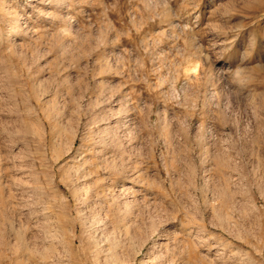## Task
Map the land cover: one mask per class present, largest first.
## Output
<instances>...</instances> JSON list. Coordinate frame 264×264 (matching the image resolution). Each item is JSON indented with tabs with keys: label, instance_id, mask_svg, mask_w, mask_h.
Listing matches in <instances>:
<instances>
[{
	"label": "rangeland",
	"instance_id": "rangeland-1",
	"mask_svg": "<svg viewBox=\"0 0 264 264\" xmlns=\"http://www.w3.org/2000/svg\"><path fill=\"white\" fill-rule=\"evenodd\" d=\"M50 209L52 264H263L264 0H0V264Z\"/></svg>",
	"mask_w": 264,
	"mask_h": 264
},
{
	"label": "bare ground",
	"instance_id": "bare-ground-1",
	"mask_svg": "<svg viewBox=\"0 0 264 264\" xmlns=\"http://www.w3.org/2000/svg\"><path fill=\"white\" fill-rule=\"evenodd\" d=\"M119 119H118V117H117V121H118ZM100 120H96L95 122H99ZM132 121V120H131ZM129 122V127H130V129H132V126H133V122ZM94 122V123H95ZM112 129V128H111ZM92 132L94 133V135L95 134H99V133H101L99 136H97V137H95L96 139H99L100 138V140L98 141V142H100V141H102L103 140V138L105 137V134H107V133H111L110 131H108V130H105L104 128H101L99 125L95 128V129H92ZM130 132H131V130H130ZM91 134V133H90ZM115 134V133H114ZM114 134H112L111 133V138L113 139L115 136H114ZM132 134V133H131ZM92 135V134H91ZM91 135H89V137L91 136ZM115 139H116V137H115ZM96 142V141H95ZM96 148H97V152L99 153V152H101L102 153V155L104 156V158H105V155L106 154H108V153H106V152H104L105 150H104V148H101V149H99V147H97V146H95ZM98 157H99V159H100V161L103 163V165H105V164H107L108 162V159H104V158H102V156L101 155H98ZM109 159H110V157H109ZM92 164H94V163H92ZM95 165H97V164H95ZM99 166H97V168L94 166V167H90L89 169H85L84 171H83V175L84 176H87V177H89L90 178V180H92L93 179V177H95L96 175H99L100 174V171H99V168H98ZM109 167V165H106L105 166V169H107ZM94 182V181H93ZM109 183L111 184L112 182H110L109 181ZM99 186H101V185H99V182L98 181H96V183H95V187H99ZM91 190V185L88 187V191H90ZM93 190V189H92ZM215 191V190H214ZM96 192H97V196L99 197V193L100 192H102V190H96ZM125 205H128V203H126ZM124 207V206H123ZM48 208H50V207H47V209ZM125 208V221L123 222V223H125L126 221H127V219H128V216L130 215V213L132 212V208H131V206H126V207H124ZM52 209H53V207H52ZM52 209H50L49 210V212L48 213H50V215L49 216H46L47 217V219H45V221L44 222H46L45 224H44V226H43V231H44V233H43V236H45V238H44V240L46 241V240H50V243L47 245V246H45V250H43V251H40V255H41V257H39L40 259H41V263L39 262V261H36V264H52V263H50L48 260L51 258V257H53L54 255L53 254H55L56 253V247L58 246H56V242L57 241H64V237H63V233L61 232V230H60V227H59V224H58V222L56 221L57 220V216H55V210L53 211ZM109 209H110V207H109ZM47 213V214H48ZM46 214V215H47ZM99 214L101 215V212H99ZM45 217V218H46ZM100 217H104V218H106V216H100ZM131 219V218H130ZM73 221H74V219H73ZM89 221H91V220H89ZM242 221V220H241ZM240 221V222H241ZM74 222H76V221H74ZM128 223V222H127ZM232 223V222H231ZM252 223V222H251ZM104 225H106V224H104ZM239 225V224H238ZM237 225V226H238ZM126 226V225H125ZM128 226V225H127ZM126 226V227H127ZM244 226H246V225H244ZM118 227V226H117ZM117 227H115V224H114V227H112L114 230L115 229H117ZM126 227H124V228H126ZM238 227H240V226H238ZM238 227H237V229H238ZM111 228V229H112ZM123 228V229H124ZM128 228V227H127ZM126 228V229H127ZM229 228V227H228ZM245 228V227H244ZM118 229H119V231L120 232H123V229H121L120 227H118ZM125 230V229H124ZM128 230V229H127ZM240 230V229H239ZM241 230H242V227H241ZM248 230V229H247ZM251 230V229H250ZM243 231H244V229H243ZM252 231H253V229H252ZM248 232V231H247ZM94 233V232H93ZM111 233H113L112 231H111ZM244 234V233H243ZM242 234V235H243ZM92 235H93V237H92ZM91 235V237L93 238V242H92V245H94V247L96 246V242H97V236H95V234H92ZM113 236L112 237H109V239H116V242L112 245V247L110 246V250H111V253L113 254V253H116L117 251H118V247H119V244L121 243V240L120 239H118V237L119 236H117V234L115 233V234H112ZM249 235V234H248ZM136 236V235H135ZM246 236V235H245ZM241 238V237H240ZM42 239H43V237H42ZM78 239L80 240V241H82V238H81V236L79 235V236H77V234H76V225H75V223L72 225V228H71V235H70V239H69V247H71V249L72 250H70V258H71V260H75V259H78L79 258V256H80V253L77 251V250H75L74 248H75V246H76V244H77V241H78ZM65 242V241H64ZM59 243V242H58ZM255 243V242H254ZM254 243H252L251 241H249V240H245V244H247V245H250V246H252V252L253 251H256V252H262L263 251V249H262V245H260L259 246V244L257 245V244H254ZM36 243H34L33 244V251H36V252H39V246H37V244L35 245ZM98 245V244H97ZM103 246L104 245H100V252H103ZM242 246H244V245H242ZM32 248V247H31ZM92 248V247H91ZM154 248V247H153ZM58 249V248H57ZM66 249H68V248H66ZM59 250V249H58ZM62 252V251H61ZM63 253V252H62ZM65 253H67V252H65ZM248 253V252H247ZM64 254V253H63ZM57 255V254H56ZM65 255V254H64ZM246 255V254H245ZM60 256V255H59ZM248 256V255H247ZM67 257H68V255H67ZM252 256L250 255L249 256V258H251ZM65 258V257H64ZM69 258V257H68ZM248 258V257H247ZM96 259V258H95ZM246 259V258H245ZM251 259H253V258H251ZM56 260V259H55ZM51 261V260H50ZM52 261H54V260H52ZM70 261V260H69ZM256 261V260H255ZM246 262V261H245ZM243 263V264H251L252 262L250 261V262H247V263ZM34 263V262H33ZM57 263V262H56ZM64 263V262H63ZM80 263V262H79ZM95 263V262H94ZM254 264H256L255 262H253ZM252 263V264H253ZM70 264V263H69ZM82 264H85V263H83L82 262ZM242 264V263H241ZM264 264V263H263Z\"/></svg>",
	"mask_w": 264,
	"mask_h": 264
}]
</instances>
